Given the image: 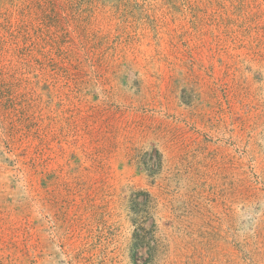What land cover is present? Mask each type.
<instances>
[{"label":"rangeland","instance_id":"1","mask_svg":"<svg viewBox=\"0 0 264 264\" xmlns=\"http://www.w3.org/2000/svg\"><path fill=\"white\" fill-rule=\"evenodd\" d=\"M0 264H264V0H0Z\"/></svg>","mask_w":264,"mask_h":264}]
</instances>
